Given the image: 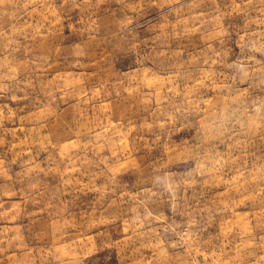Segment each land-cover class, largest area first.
Returning a JSON list of instances; mask_svg holds the SVG:
<instances>
[{
  "label": "rangeland",
  "instance_id": "obj_1",
  "mask_svg": "<svg viewBox=\"0 0 264 264\" xmlns=\"http://www.w3.org/2000/svg\"><path fill=\"white\" fill-rule=\"evenodd\" d=\"M0 264H264V0H0Z\"/></svg>",
  "mask_w": 264,
  "mask_h": 264
}]
</instances>
